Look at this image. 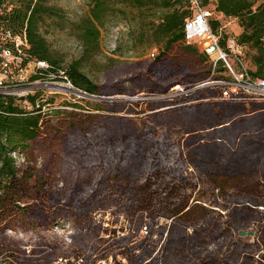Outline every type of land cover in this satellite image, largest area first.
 <instances>
[{
    "label": "trees",
    "instance_id": "trees-1",
    "mask_svg": "<svg viewBox=\"0 0 264 264\" xmlns=\"http://www.w3.org/2000/svg\"><path fill=\"white\" fill-rule=\"evenodd\" d=\"M213 1V10L239 19L237 41L248 48L251 73L264 78V0ZM117 3L167 12L153 25L151 35L162 45L144 65L145 80L107 88L93 83L79 62L64 68L54 59L41 28L47 18L62 17L61 8L50 0H0V36L5 30L25 34L26 56L48 62L77 88L167 96L130 102L127 110L136 116L142 115L137 106L147 105L139 119L105 115L100 106L82 114L80 98L55 103L58 93L46 89L0 95V232L62 223V216L74 228L71 250L43 257L4 240L0 264H54L59 258L94 264L114 257L115 250L137 248L141 252L126 264L264 263V101L204 102L200 89L168 97L212 74L211 56L186 41L189 0H89V13L76 24L88 52L100 48L101 29ZM202 3L209 8L210 0ZM212 26L217 30L219 22ZM220 66L215 72L225 68ZM218 72L213 79L223 77ZM112 207L134 232L124 234L121 227L123 234H117L118 228L96 220V210ZM162 217L170 221L158 223ZM144 226L149 234L138 240ZM154 230L163 242H152ZM241 230L256 232L255 241L247 242Z\"/></svg>",
    "mask_w": 264,
    "mask_h": 264
},
{
    "label": "rangeland",
    "instance_id": "rangeland-1",
    "mask_svg": "<svg viewBox=\"0 0 264 264\" xmlns=\"http://www.w3.org/2000/svg\"><path fill=\"white\" fill-rule=\"evenodd\" d=\"M50 3L62 9V17L47 18L42 25L41 31L48 41L54 59L57 60L60 66L65 68L74 62H79L81 70L86 73L93 83L100 86L107 84V88H110L108 87L109 84L116 82H123L124 84L131 86V83L135 80H145V75L143 73L144 65L156 57L159 53L160 45H162L155 41L151 35L153 25L154 22H156V24L159 22L160 18L165 12H167V9L155 6L139 8L128 3H117L115 9L108 14L105 27L101 29L102 43H100V48L96 52L90 53L84 47L80 39V31L76 25L83 16L89 13V0H50ZM187 5V1H184L183 7H186ZM209 8L211 10L214 9L213 0H210ZM213 11L214 13L213 16H211V21L217 20L219 22L217 31L221 34L222 43L225 44L229 38H235L237 40L238 35L242 32L239 19L226 16L215 10ZM247 50L248 48L243 46L242 55L248 68H251L252 64L247 56ZM153 53H155V56H152ZM209 61L210 63L212 62L213 66L212 74L205 79L215 80L213 79V74H217L218 71L215 72V67L217 66H215V60L212 57ZM234 66L237 68L236 64ZM220 67L221 69L223 68V66ZM218 74L222 76H230L231 72L223 68ZM135 75L139 76L134 77ZM181 87L183 90L177 88L174 93H180L183 95L190 93L189 89H186L183 86ZM43 89L50 92L49 90L53 89V87H44ZM211 89L212 87L210 86L200 89L204 91L205 94L201 97L202 101H225L220 98L222 92L221 88L215 87L214 89L216 90ZM60 90L61 91L58 92L55 103H62L67 98L72 100L80 98L79 103L82 107H80L79 111H81L82 114H85V110H87V112L98 110V106H100L98 112L105 115L118 114L119 116H130L139 119H141V116L142 118H145L146 112L144 111V108H146L147 105L145 106V104H143L137 106L138 111L135 112L141 113L142 115L136 116L137 113H130L127 110L128 108H133L132 105H130V102L133 103L134 101L140 100L167 98L166 95H149L146 93L147 90L145 89H139L142 91H139L140 93L138 95L133 96L113 92L110 94H92L88 92L86 95H79L66 89ZM213 90L216 91L215 94L211 93ZM124 106L126 107L123 108ZM27 108L28 110L31 109L30 106ZM70 110L71 109H69V111ZM65 208L66 207H64L63 210H65ZM93 214L102 226L108 225L111 228H118V231L116 232L117 234H123L120 230L121 227L125 228L123 230L124 234H126L127 231L134 232L133 230L131 231L128 229V221L122 218L124 214L119 215L120 217L118 220V211L113 207L108 209H98ZM60 218H62L63 221L58 224L45 226L36 225L27 230H24L21 227L7 229L6 233L0 232V242H3L4 240L7 242V240L12 238L17 242L19 247H22V249H26L27 252L30 250L31 252H36V256L42 257L45 253L51 252L52 250L59 254L60 252H67L68 250H71V240L74 229L73 222L68 219L65 221V216ZM167 221L170 220L166 219V217H162L158 220V223L165 224ZM159 233V230L158 232L157 230H154L151 234L152 242H158L159 240L163 242L164 235L160 238ZM255 233H253L254 235L247 234L243 237H246L247 242H252L256 239ZM109 235H112V233L101 234V236L104 237H108ZM144 236L145 235L140 231L135 238L140 240L144 238ZM124 251L125 252L122 254H117L120 252L119 250L113 251L115 255L113 258L116 260L118 259L121 262L127 259V263H129L137 254H139V252H141V249L137 248L135 251L124 249ZM111 258L112 257L110 256L109 259ZM112 262L114 263L115 261L112 260Z\"/></svg>",
    "mask_w": 264,
    "mask_h": 264
},
{
    "label": "built area",
    "instance_id": "built-area-1",
    "mask_svg": "<svg viewBox=\"0 0 264 264\" xmlns=\"http://www.w3.org/2000/svg\"><path fill=\"white\" fill-rule=\"evenodd\" d=\"M189 2L192 14L186 18L184 25L187 43L202 45L204 50L215 60V66L220 61L222 66L231 72L230 76L200 82L189 91L208 86L219 87L222 89L221 99L264 101V78L256 77L251 73L244 62L242 46L235 38H229L223 44L221 34L212 26L211 16L214 11L204 6L202 0H189ZM0 12H3L1 8ZM28 46L25 34H14L11 30L2 32L0 36V95L21 97L44 87H53L49 90L51 93H58L61 91L60 89H66L78 94L79 88L63 75L51 71L48 62L26 56L25 52ZM152 56H155V53ZM235 64L237 68L234 66ZM35 74H40V77L32 79ZM178 88L183 90L181 86ZM178 94L180 93L168 96ZM21 159L24 160L23 157ZM122 218L125 220L124 216ZM141 232L148 235V227L144 226ZM111 259L114 260L113 256ZM111 259L109 257L101 258L94 264H116ZM67 261V259L59 258L54 264H66ZM71 262L83 264L85 261L82 258H72ZM122 262L126 264L127 259Z\"/></svg>",
    "mask_w": 264,
    "mask_h": 264
},
{
    "label": "water",
    "instance_id": "water-1",
    "mask_svg": "<svg viewBox=\"0 0 264 264\" xmlns=\"http://www.w3.org/2000/svg\"><path fill=\"white\" fill-rule=\"evenodd\" d=\"M77 93H78L79 95H80V94H83V95L88 94V92L83 91V90H81V89H78V92H77ZM253 233H255L253 230H252V232H251V231H245V230H241V231H240V234H241L242 236H245V235H247V234L254 235Z\"/></svg>",
    "mask_w": 264,
    "mask_h": 264
},
{
    "label": "bare ground",
    "instance_id": "bare-ground-1",
    "mask_svg": "<svg viewBox=\"0 0 264 264\" xmlns=\"http://www.w3.org/2000/svg\"><path fill=\"white\" fill-rule=\"evenodd\" d=\"M190 92V91H189Z\"/></svg>",
    "mask_w": 264,
    "mask_h": 264
}]
</instances>
